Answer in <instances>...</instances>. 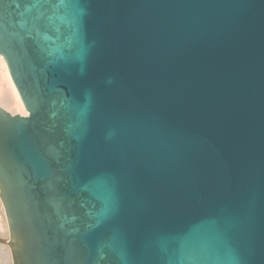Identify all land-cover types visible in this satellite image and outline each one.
<instances>
[{"label": "water", "instance_id": "1", "mask_svg": "<svg viewBox=\"0 0 264 264\" xmlns=\"http://www.w3.org/2000/svg\"><path fill=\"white\" fill-rule=\"evenodd\" d=\"M14 264H264V0H0Z\"/></svg>", "mask_w": 264, "mask_h": 264}, {"label": "bare ground", "instance_id": "2", "mask_svg": "<svg viewBox=\"0 0 264 264\" xmlns=\"http://www.w3.org/2000/svg\"><path fill=\"white\" fill-rule=\"evenodd\" d=\"M0 107L10 113L27 115L19 92L11 78L7 63L3 55L0 54ZM11 239L8 219L5 206L0 196V237ZM5 242V241H4ZM6 243V242H5ZM0 242V264H14V255L12 248L7 244ZM10 245V244H9Z\"/></svg>", "mask_w": 264, "mask_h": 264}, {"label": "rangeland", "instance_id": "3", "mask_svg": "<svg viewBox=\"0 0 264 264\" xmlns=\"http://www.w3.org/2000/svg\"><path fill=\"white\" fill-rule=\"evenodd\" d=\"M9 240H10V238L6 239L4 236L0 237V242L3 244L6 242L5 244H7V246H9L11 248V246L9 245Z\"/></svg>", "mask_w": 264, "mask_h": 264}, {"label": "snow or ice", "instance_id": "4", "mask_svg": "<svg viewBox=\"0 0 264 264\" xmlns=\"http://www.w3.org/2000/svg\"><path fill=\"white\" fill-rule=\"evenodd\" d=\"M42 0H36V3H40ZM43 2H48V0H43ZM59 3H64L65 0H58Z\"/></svg>", "mask_w": 264, "mask_h": 264}]
</instances>
